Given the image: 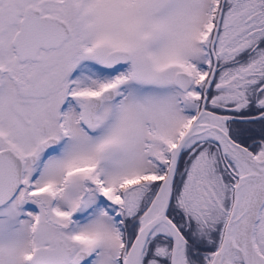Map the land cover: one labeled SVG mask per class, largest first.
<instances>
[{
    "label": "snow or ice",
    "instance_id": "obj_1",
    "mask_svg": "<svg viewBox=\"0 0 264 264\" xmlns=\"http://www.w3.org/2000/svg\"><path fill=\"white\" fill-rule=\"evenodd\" d=\"M0 264H264V0H0Z\"/></svg>",
    "mask_w": 264,
    "mask_h": 264
}]
</instances>
